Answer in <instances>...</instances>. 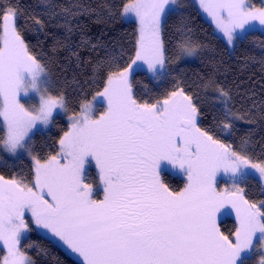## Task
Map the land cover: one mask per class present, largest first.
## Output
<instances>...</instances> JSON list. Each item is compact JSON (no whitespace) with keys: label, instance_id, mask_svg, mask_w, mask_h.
I'll return each instance as SVG.
<instances>
[{"label":"snow or ice","instance_id":"obj_1","mask_svg":"<svg viewBox=\"0 0 264 264\" xmlns=\"http://www.w3.org/2000/svg\"><path fill=\"white\" fill-rule=\"evenodd\" d=\"M41 3L47 21L33 16V22L43 29L57 21L66 30V41L74 32H84L85 26L77 23L80 17L100 19L98 8L88 0ZM199 4L233 51L257 26L264 28V6L256 8L248 0H199ZM104 7L114 14L115 6ZM183 7L177 0H122L119 15L134 16L137 22L133 55L121 65L107 52L93 66L94 73H106L105 86L68 116L69 130L58 141L59 156L51 155L43 163L33 157L31 180L0 175V246L6 249L0 264H35L28 254L33 245L24 240L37 229L81 258L80 264H246L243 253L264 255V201L247 199L239 186L250 178V171L264 182V162H254L248 137L234 148L199 127L200 106L184 87L154 102H140L133 94V77L144 66L161 79L180 58L202 57L207 46L197 38ZM0 17L4 127L0 145L13 156L21 150L31 155L30 141L38 126L52 123L57 110L70 109L63 91L55 95L50 91L48 66L31 51L11 10L0 12ZM170 21L176 36L175 59L166 55L163 35ZM81 43L88 41L82 38ZM71 55L79 60L78 52ZM208 63L212 71L198 74L195 95L200 100V92L213 94L206 99L219 106L218 127L234 131L237 122L264 121V99L245 107L244 101L256 93L249 96L240 85L222 83L217 78L222 59L213 57ZM260 63L264 66V59ZM25 97H35L36 103L22 102ZM98 98L106 100L107 108L97 117L93 102ZM89 158L99 169L100 199L94 197V184L85 175ZM165 163L186 175L182 190H173L162 178ZM220 173L230 178L231 190L218 188ZM229 206L235 209L239 227L225 234L217 217Z\"/></svg>","mask_w":264,"mask_h":264},{"label":"trees","instance_id":"obj_2","mask_svg":"<svg viewBox=\"0 0 264 264\" xmlns=\"http://www.w3.org/2000/svg\"><path fill=\"white\" fill-rule=\"evenodd\" d=\"M55 3H67V0H53ZM93 7L100 12V19L96 15L82 16L77 23L85 26L84 32L76 31L72 34L70 41H66V30L58 26L57 21L47 23L46 27L39 29L33 22L32 17L47 21L46 16L41 14L45 11V5L41 0H0V12L13 9L17 13L16 25L23 29V35L30 45L31 51L48 66L51 77V92L55 95L63 91L67 106L70 109L68 115L79 111L82 101H89L93 96L103 90L105 86L106 73L93 72V66L104 59L107 52L116 57V62L124 65L128 58L133 55L136 44L137 24L127 22L119 15V6L122 0H88ZM114 14H109V8ZM183 12L190 18L192 27L195 29L197 38L207 48L202 57L180 58L170 65V74L164 75L163 80L156 84L149 75L138 70L134 75L133 94L140 102H154L164 99L167 95L184 87L185 91L193 94V102L201 109L200 127L210 130L216 138L222 142L239 148L241 139L245 136L249 139L248 151L254 157V162H264V121L255 124L237 122L236 129L226 134V130L218 127L221 114L219 106L211 103L206 97H211V92H200V100L195 95L199 75H207L212 71L208 61L211 58L220 61L221 74L217 77L222 83L233 88L240 85L242 92L252 91L256 93L250 99L244 101L245 107L251 105L253 100L264 99V66L260 60L264 59V33L254 29L243 42H238L235 51L225 53L226 43L215 33L213 26L203 17L200 9L191 1L187 0L183 5ZM2 19V17H0ZM166 55L175 59V31L173 22H169L165 29ZM82 38L87 39V44H82ZM58 41H63L67 46L60 47ZM97 45L92 49L91 45ZM228 48V47H227ZM79 53V60L72 56L71 52ZM254 57V59H248ZM214 117L216 119H214ZM69 130V125L63 116L57 117L53 127L47 133L38 132L33 143V153L41 161L47 160L51 155L59 151L58 141L63 133ZM249 133H251L249 135ZM4 137V130L0 124V140ZM0 175L6 179L19 178L21 176L31 180L33 177L32 163L27 158H21L14 164L0 165ZM88 180L97 186L99 181L93 168L88 170ZM162 178L176 191L185 187V182L177 176L168 172L162 174ZM246 198L259 202L264 201V190L261 183L253 178H247L242 184ZM238 227L237 221L226 214L221 220L220 228L225 234L233 233ZM25 244H32L28 254L33 258L35 264H80L73 257L65 253L56 242L48 235L38 231L27 234ZM6 255L0 249V259ZM246 264H258L254 259L244 260Z\"/></svg>","mask_w":264,"mask_h":264},{"label":"rangeland","instance_id":"obj_3","mask_svg":"<svg viewBox=\"0 0 264 264\" xmlns=\"http://www.w3.org/2000/svg\"><path fill=\"white\" fill-rule=\"evenodd\" d=\"M187 0H177L178 4L179 5H184L185 2ZM191 1L192 3H194L196 6L199 7L203 17L213 26L214 30H215V33L219 35L220 38H222L224 40V37H223V33L220 32L216 26H215V23L212 19L211 16H209L206 12L203 11V9L200 7V4H199V0H189ZM248 3H250L251 5H253L254 7L256 8H259V7H262L264 6V0H248ZM12 14L16 17L15 18V24H16V21H17V13L15 10L13 9H10ZM123 19L127 22H134L137 24L136 22V19L135 17H123ZM256 29H258L259 31H261L262 33H264V28H261L260 26H257ZM225 42V40H224ZM226 43V42H225ZM238 43V42H237ZM237 45V44H236ZM235 45V47H236ZM229 51L230 52H233V49L231 46H227ZM144 72H146L149 77L156 83V84H159L163 78H164V75L162 76L161 79H157L155 76H153L151 73L148 72L146 66H144L142 69H140ZM50 80H51V77H50ZM52 82V80H51ZM50 91H51V87H50ZM53 94V93H52ZM54 95V94H53ZM30 101L31 103H36V98L35 97H32V98H29V97H25L24 98V101L22 102H28ZM89 101H92L89 100ZM94 103V110H95V115L98 117L100 114H103L104 111H106V108H107V105H106V100L104 99H100L98 98L96 101L93 102ZM26 106H27V103H26ZM60 116H63L66 121L68 122V125L70 126V121L68 120V114L65 113V112H62L60 110H57L56 112H54L53 114V122L50 123L47 127H44V126H38V129L34 131V133L32 134V138H31V141H30V148H31V155L28 153V152H25L23 150L19 151L17 155L13 156L9 153H7L5 150H4V147L2 145H0V165H6V164H14L16 163L19 159L21 158H27L31 163H32V167H33V171H34V167H35V163H34V159L33 157H35L34 153H33V143H34V139H35V136L38 132H43V133H47L50 131V129L53 127L54 125V121L57 117H60ZM200 123V117H198L197 119V124L198 126L200 127L199 125ZM3 130H4V127L3 125L1 124ZM226 134H230V131L229 130H226ZM59 153H60V147H59V151L55 154L57 156H59ZM36 158V157H35ZM41 161V160H40ZM42 163L43 162H46V160L44 161H41ZM90 168H93V170L96 172V176L98 178V185L97 186H94V197L97 198V199H100L103 197V185H102V181L100 180L99 178V169H98V166L95 164V161L91 158H89V162L86 164L85 166V175L87 177V179L89 178L88 176V170ZM164 172H168L174 176H177L179 177L180 179H182L184 182H185V186L187 184V177L186 175L183 173L182 170L178 169V168H175L174 166L172 165H168L167 163L163 164L162 165V174ZM248 177H253L255 179H257L261 185H262V188L264 190V182H262L260 180V177H259V174L255 171H250L248 173ZM6 179V178H5ZM247 179V178H246ZM243 183H240L239 186L240 187H243L242 186ZM217 186L220 190H223L224 188H228L229 190H231L232 188V183H231V180L230 178L223 174V173H220L218 174L217 176ZM226 214H229L231 217H233L236 221H237V224H238V227H239V219L236 215V212H235V209H232L230 206L225 208V209H222L221 210V213L218 215L217 217V223L220 227V223H221V220L225 217ZM237 227V228H238ZM221 229V228H220ZM36 231L42 233V234H45L47 235V233L45 232H42L40 231L39 229H37ZM28 234V233H27ZM259 235V234H258ZM52 238V237H51ZM53 239V238H52ZM55 241V240H54ZM56 244L65 252L67 253L69 256L73 257L75 260H77L79 263H80V259L77 255H74L72 253H70L62 244H60L58 241H55ZM254 244H259V240H255L254 241ZM0 249H2L5 254H6V249L2 246H0ZM242 257H243V261L248 259L249 261H252V260H256L258 262V264H260L261 260H264V255H262L260 252H253V251H249V252H245L242 254Z\"/></svg>","mask_w":264,"mask_h":264}]
</instances>
